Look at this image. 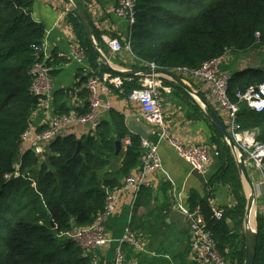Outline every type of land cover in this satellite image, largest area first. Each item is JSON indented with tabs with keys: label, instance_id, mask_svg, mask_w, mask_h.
Wrapping results in <instances>:
<instances>
[{
	"label": "trees",
	"instance_id": "trees-1",
	"mask_svg": "<svg viewBox=\"0 0 264 264\" xmlns=\"http://www.w3.org/2000/svg\"><path fill=\"white\" fill-rule=\"evenodd\" d=\"M32 6L33 0H0V264H93L92 254L85 256L75 243L61 235L89 226L104 211V190L118 188L115 176L126 177L139 162L140 138L130 135L124 116L110 109L95 132L79 139L67 134L52 142L41 162H36L33 151L23 149L21 136L39 105V98L30 90V68L34 62L43 61L53 77L65 63L56 51L50 52L47 59L43 53L37 58L36 49L40 50L45 27L33 19ZM74 15L76 36L92 68L97 70L98 56L75 11ZM127 39L137 60L133 68L139 69V64L145 62L169 71H195L226 53L245 54L264 47V0H135V23ZM95 40L104 51L97 35ZM104 72L117 75L105 67L92 74L101 76ZM92 74L80 83L85 84ZM122 78H129L122 85L124 96L139 88L138 77ZM261 84L264 68L230 73L228 97L236 102L237 93ZM174 87L187 98L192 112L209 122L187 92L176 84ZM54 108L57 114L71 110L62 103H55ZM238 122L242 130L255 132L256 140L264 143V111L256 114L240 106ZM211 128L221 167L210 178L205 197L189 194L187 209L199 208L216 249L226 260L227 252H232L234 260L230 258L228 264H243L240 225L245 197L240 174L229 146L212 125ZM126 137L130 143L125 146L119 168L109 172V167L118 162L113 160L115 142ZM219 185L230 188L235 206L225 208L217 220L208 199L210 189ZM228 219H237V229L229 227ZM256 222L254 264H264V216L259 214Z\"/></svg>",
	"mask_w": 264,
	"mask_h": 264
},
{
	"label": "crops",
	"instance_id": "crops-1",
	"mask_svg": "<svg viewBox=\"0 0 264 264\" xmlns=\"http://www.w3.org/2000/svg\"><path fill=\"white\" fill-rule=\"evenodd\" d=\"M116 1L78 0L86 14L94 38L97 35L99 40H101L100 44L105 49L104 51L100 49V51L106 57L107 62L104 63L97 57L96 70L92 68L86 49L82 47L76 36V30L72 22L75 15L71 3L68 0H33L32 17L45 27L43 41L45 42V52L48 56L53 51L58 54L69 55L76 47H82L86 52L85 59L80 63L72 61L63 65L58 74L52 77L54 91L51 103L54 115H58L55 113V103L65 104V107L71 109L70 111H78V113L86 111L87 93L84 89V84L80 82L88 74L97 73L101 71L102 67H105L117 73V75H112V77L127 81L129 78H122L123 76L126 77L123 73L136 69L133 67L136 66L134 65V60H137L130 51L113 52L101 39L102 35H106L111 39L119 40L124 46L126 44L128 27L113 14ZM253 51L245 54L229 53V58L224 66L227 69L226 71L230 74L247 68H264V61L260 59L257 64L246 62V56L253 54ZM244 62L247 63L245 67H243ZM103 74L110 73L104 72ZM141 80L142 77H138V82H141ZM185 82L189 85L191 84V88L202 95L213 108L207 91L198 80ZM174 84L169 79H162V85L166 89V91L161 92L165 123L172 137L181 144L204 145L208 148L209 163L205 170L199 173L202 175L205 184L194 176V170H191L188 164L177 156L171 146L165 142L159 144L158 150L162 163L161 171L146 177V184L138 193L137 198L134 199L129 192H121L116 212L106 223L107 236L111 240L119 239L124 228L129 226L145 243V249L141 253L134 252L128 246L124 247L128 264H194L190 258L186 223L181 230L177 222L164 223V220L172 210L187 209V199L191 192L197 193L200 197H205L210 178L221 167L217 147L211 140L213 130L210 121L208 122L192 112L189 104L185 101L187 98L175 89ZM59 91H64V93L57 96L56 94ZM128 96L123 95L122 87L117 89L110 84H104L102 99L110 105L111 109L120 112L124 116L128 133L138 136L140 140L146 137L151 141H156L155 127L145 122L140 105L130 101ZM189 97L203 111V106L197 98L191 95ZM30 118L33 124L40 127L46 126V118H43L42 115L35 116L31 114ZM103 118L105 120L108 119L105 116ZM67 134H72L79 139L87 135L88 131L84 126H72L65 130L63 136ZM129 143V137H126L121 142L122 149L116 159L118 162L109 167V172L119 168L122 153L125 150V146L129 145ZM27 147L28 145H24L23 149L25 150ZM44 159L43 153L39 160ZM247 167L250 173H253L254 170L260 172L263 179L264 171L257 170L250 165H247ZM115 177L118 180L117 187L120 188L125 177L122 175ZM251 178L253 182L256 181L253 178V174ZM210 191L208 200L211 208L224 212L225 208L232 209L235 206L228 186L219 185L210 189ZM262 195V188L259 187V197ZM259 197L256 196V199ZM227 223L231 228L230 219L227 220ZM115 248V242L100 248L98 250L100 254L93 258L94 263L98 261L97 264H111ZM98 251H94V254Z\"/></svg>",
	"mask_w": 264,
	"mask_h": 264
},
{
	"label": "built area",
	"instance_id": "built-area-1",
	"mask_svg": "<svg viewBox=\"0 0 264 264\" xmlns=\"http://www.w3.org/2000/svg\"><path fill=\"white\" fill-rule=\"evenodd\" d=\"M113 14L127 25L129 37L130 28L135 23V0H117ZM101 39L113 52L130 51L128 39L125 46L119 40L111 39L106 35H102ZM45 46V42L42 41L40 50H36L42 52L44 58L47 59L49 56L45 52ZM58 57L65 61L63 65L72 61L80 63L85 59L86 52L82 47H76L69 55L58 54ZM228 58L229 53H226L219 58L203 63L195 71L187 68H177L171 71L184 81L198 80L203 85L208 93L209 101L213 104L215 112L222 120L226 130L228 129L227 132L235 144L234 155L236 158H241L246 165L263 171L264 143H259L256 140L255 132L242 130L238 122V114L240 106H244L256 114L264 111V84L237 93V101L232 102L227 93L230 74L224 67ZM139 67V69H158L155 65L145 62H141ZM50 70L43 61L34 62L30 68L32 77L30 90L34 96L39 98V105L31 114L45 117L46 126L39 130L40 126L33 124L30 118V126L23 132L21 143L22 146L28 145L27 149L33 151L37 159L45 153L47 146L56 139L63 137L65 130L72 126H84L88 132H95L102 116L111 109L110 105L102 99L104 84H110L119 89L125 81L118 77H112L110 74L101 76L92 74L88 76L84 84L87 93L86 111L84 113L70 111L54 115L51 103L54 87ZM162 79L164 78L142 77L139 88L133 90L128 96L130 101L140 105L145 122L155 127L156 141H151L146 137L141 138L140 157L137 166L124 178L120 188L106 190L104 211L98 214L89 226L75 228L61 235L75 243L85 256H89L92 252L112 242L116 243V248L111 264H128L124 251L125 246L136 253L144 251L145 243L129 226L124 228L119 239L113 241L107 236L106 223L116 212L121 192H129L134 199L137 198L138 193L146 184V177L161 171L162 163L158 150L160 143L165 142L171 146L177 156L185 161L191 170L198 173H202L209 163V152L206 146L184 145L170 134L165 123L161 99V92L166 91L162 85ZM15 175L18 176V174ZM262 182L264 183V177ZM211 210L213 217L220 220L222 211L214 208ZM181 211L186 216L190 258L193 263L228 264L226 258L216 249L215 242L206 228L205 218L199 208Z\"/></svg>",
	"mask_w": 264,
	"mask_h": 264
},
{
	"label": "water",
	"instance_id": "water-1",
	"mask_svg": "<svg viewBox=\"0 0 264 264\" xmlns=\"http://www.w3.org/2000/svg\"><path fill=\"white\" fill-rule=\"evenodd\" d=\"M74 11L77 13V16L80 20V23L86 33V36L96 52L98 58L103 61L104 63L107 62L106 57L103 56L102 52L100 51V48L98 47L96 40L94 38V35L92 33L91 27L89 25V22L87 20L86 14L78 2V0H68ZM42 52L37 53V58H41ZM126 77L135 76V77H161L164 79H169L172 82H174L176 85L183 88L189 95L195 97L198 99V101L203 106V111L207 117V119L210 121L211 125L215 128V130L218 132V134L221 136V138L227 143L229 146L232 155L234 156L235 163L237 165L240 177L244 180V182L247 184L250 190V195L247 198V206L245 211V218H244V240H245V254H244V263L243 264H254L255 257H256V246H257V237H256V231H252L249 228V216L252 211V207L254 205L255 201V188L253 185V182L249 176L248 173V167L244 163V161L241 158H236L234 155L235 151V144L233 140L231 139L230 135L228 134L225 125L223 124L222 120L218 116V114L215 112V110L208 104V102L202 97L199 93L195 92L184 80H182L178 75L173 73L169 70L164 69H135L131 71H127L123 73ZM77 153H80L81 148V142L78 141L77 143ZM122 149V145L120 141L115 142V152H114V160L117 159L120 151ZM38 159H36L37 162ZM194 176L199 178L201 182H204V179L202 178V175L199 174L197 171H193ZM106 190H104V193ZM177 222L179 225V228L182 230L185 227L186 223V216L185 214L179 210L175 209L168 214L167 218L164 220V223H174Z\"/></svg>",
	"mask_w": 264,
	"mask_h": 264
},
{
	"label": "rangeland",
	"instance_id": "rangeland-1",
	"mask_svg": "<svg viewBox=\"0 0 264 264\" xmlns=\"http://www.w3.org/2000/svg\"><path fill=\"white\" fill-rule=\"evenodd\" d=\"M240 58V57H239ZM261 60V61H264V48H259V49H255L253 51V54L251 55H248L246 56V62L249 63V64H257L258 60ZM130 62V61H129ZM246 62L243 63V67L246 66ZM131 64V62H130ZM264 64V63H263ZM134 65H136V61L134 60ZM227 70V69H226ZM187 83V82H186ZM190 83V82H188ZM139 85H140V82H139ZM189 85V84H188ZM191 87V84L189 85ZM198 100V99H197ZM228 130V129H227ZM43 159V158H42ZM42 160H40L41 162ZM264 165V163H263ZM254 170V169H253ZM264 171V168L262 169ZM248 173L250 174V178L253 174V178L256 179L255 182H253V179L251 178L252 182H253V185H254V188H255V198L256 196L259 197V187L262 188V191H263V195L261 197H259L258 199H255L254 201V205L252 207V210L254 212V217H253V220H249V228L252 230V231H256V226H257V222H256V219H257V216L260 214V215H263L264 216V183L262 182L263 179H262V176H261V173L260 172H257L254 170L253 173H250V170L248 169ZM240 180H241V184H242V192H243V195L245 197V204H244V217H243V222L241 223L240 225V233L241 235H243L244 237V218H245V211H246V206H247V198L248 196L250 195V190H249V187L247 186V184L244 182V180L240 177ZM261 183V185H260ZM236 220H233V222L231 221L232 223V226L231 228H234V229H237L236 227ZM241 244L243 245V249H244V254H245V240L243 241V239L241 240ZM99 250V249H98ZM97 250V251H98ZM99 251L94 254V252H92V258H96L98 255H99ZM227 259H228V262L230 261V258L231 260L233 258V255H232V252L230 251L227 255ZM107 257H108V254H107ZM109 259V258H108ZM98 261H95L94 263V260H93V263L94 264H97Z\"/></svg>",
	"mask_w": 264,
	"mask_h": 264
},
{
	"label": "bare ground",
	"instance_id": "bare-ground-1",
	"mask_svg": "<svg viewBox=\"0 0 264 264\" xmlns=\"http://www.w3.org/2000/svg\"><path fill=\"white\" fill-rule=\"evenodd\" d=\"M253 214H254V212H253V210H252L251 213H250V216H249V220H251V221L253 220V217H254ZM249 226H250V224H249Z\"/></svg>",
	"mask_w": 264,
	"mask_h": 264
}]
</instances>
